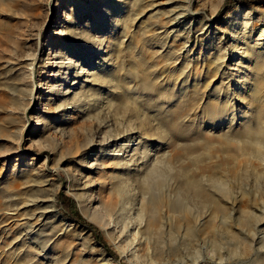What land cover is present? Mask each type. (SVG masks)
Wrapping results in <instances>:
<instances>
[{"label":"rangeland","instance_id":"rangeland-1","mask_svg":"<svg viewBox=\"0 0 264 264\" xmlns=\"http://www.w3.org/2000/svg\"><path fill=\"white\" fill-rule=\"evenodd\" d=\"M184 1L0 0V264H105L107 256L115 264H136L119 257L96 221L100 212L91 214L98 210L93 207L96 200L107 203L114 215L128 213L129 208V216L136 217L140 207L145 209L141 224L154 217L156 231L142 233L140 253L145 262L138 264H181L195 253L197 264H220L218 257L226 264H264V148L242 156L237 144L248 135V126L259 122L262 108L256 105L253 90L234 95L237 70L227 66L230 87L227 79L220 80L221 69L240 57L231 54L232 37H246L237 48L253 49L252 40L262 26L252 30V37L242 34L239 10L264 21V0H187L190 11L181 12ZM114 4L111 22L115 21L110 23ZM76 5L88 13L69 17ZM65 27L76 36L65 39ZM109 31L113 38L107 44L103 35ZM259 40L263 42L264 36ZM76 41L79 49L70 48L69 55L93 50L100 54L83 61L80 75L73 61L49 76L60 66L57 61L71 57H63V44ZM225 52L229 54L223 59ZM216 63L220 73L212 77ZM10 64L14 72L7 69ZM15 79L21 81L17 101L5 88ZM208 81L211 84L204 89ZM227 95L237 99L232 122L228 115H214L215 107L230 102ZM65 96L74 102L66 104ZM43 115L47 118L42 121ZM133 122H141V128L124 134L132 139L139 131L149 141L125 144L133 156L123 169L112 161L101 137ZM89 129L97 134L93 132V137ZM39 130L57 141L56 147L49 139H36L34 132ZM101 141L104 147L98 149ZM143 145L150 151L141 159ZM77 146L86 149L84 156ZM92 157L98 165L85 169L84 160ZM79 168L96 180L91 183L95 201L86 208L90 217L74 195L81 189L76 182ZM150 173L157 181L155 177L142 181ZM60 191L72 198L114 256L93 236L91 227L60 210Z\"/></svg>","mask_w":264,"mask_h":264},{"label":"bare ground","instance_id":"bare-ground-1","mask_svg":"<svg viewBox=\"0 0 264 264\" xmlns=\"http://www.w3.org/2000/svg\"><path fill=\"white\" fill-rule=\"evenodd\" d=\"M84 3H85V1H84ZM182 5H183V8H182L183 11H181V12L190 11L189 2H187V0H186V2L184 1V4H182ZM116 7H117V4H114L112 6L113 11H112V13L110 12L111 13L110 18H109V20H110L109 22L110 23H113V21H115V20H113L111 22V20H112V17L111 16L115 13V8ZM87 13H88V10L86 11L84 9V7L82 8L79 5H76V6H74L72 8V10L68 13V15H69V17H72L74 15H79V16H82L83 15L84 16ZM238 15H241L242 16V19H243L242 20L243 21V33L242 34H246L247 37H249V36L252 37V30L255 29L256 27H258V25L259 26L262 25L258 29V31H259V34L257 33L258 36H256V39H253L252 40V41H254L253 49L252 48L250 49L249 45H247V46L245 45V48L244 49L237 48L238 45L243 44L241 42V40L242 41H246V37L240 38V40L238 38L232 37V39H231V45H230L231 46V49H232L231 54L233 56H235V55H237V54L240 53V57H237L238 59L237 58L235 59L233 57L234 58L233 59V64H231V63L226 64V65L224 64L225 67H224V69H221V71H222L221 73H220V70H219L220 67H221V65H219V64L216 63L217 65L215 64V66H216L214 68L215 70L212 72V74L210 76L214 77V76H216L217 74L220 73V76H221V79L220 80L221 81H224V79H227V83H228L227 86L230 87V85H231V84H229L230 81H229L228 77H226V69H227V66L231 67V69L237 70V72L234 73V77L236 78V80L233 81L234 91L236 92V93L234 92V95L236 97L237 96L239 97V96L242 95V92L246 91V89L253 90L252 91V97H256V99H255L256 100V105L257 106H260L262 108L261 110L258 111L259 112L258 113L259 114V117L258 118L260 119L259 122L258 123L255 122L256 124L253 125V126H248V128H247V129H249V132L247 131L248 132L247 133L248 135H245L246 137L244 136L245 138L242 139V140H238V139H241V138H239L237 136H234L235 140H238V143L237 144H238L239 148H238L237 144H236V147L239 149V153L242 156H244V155H251L253 153H255V154L261 153L263 151V148H264V41L263 42H258L259 38H261V37L264 36V21L261 20L260 17H254L253 14L250 11L244 12V11H242V9L239 10ZM175 18H176V16H175ZM107 24L108 23H106V24L105 23H102L101 26L104 27V26H107ZM112 29H114V27H112ZM244 31H246V32H244ZM62 33H63L65 39H68L69 37L76 36V33L72 29L71 30L70 29L68 30V29H66V27L63 28ZM89 36H90V34H89ZM103 36H105L106 42H107V44H109L112 41L113 32L112 31H109V32H107L106 35H103ZM94 38H95V35H93L92 39L94 40ZM77 41H78V39H77ZM77 41L75 42L74 45H73V43H70L69 44V43H66V42L63 44L62 48L65 50V52L63 54V57H67V56H71V57L69 58L68 61L62 60L63 58L61 57L62 59L59 60V61H57V64L59 63L60 66H58L57 70H53L52 73H51V75H49V76H54V74H56L55 71L63 70V66L64 65L70 64L73 61H77L76 64L79 66V68H78L79 70H78V72H76L77 71L76 70L77 67L74 70H75V73H77L78 75H80L82 73V71H83L82 70V67H84L83 61L84 60H87V61L95 60V57L100 54L99 51L93 50L91 52L81 53L78 56H75L74 52L71 53V55H69L68 54V51H69L70 48H73L74 51H77L79 49V46L76 45ZM253 52H255L256 55H254V56L250 55ZM223 54L224 53H222V55ZM227 54H229V53H227ZM227 54L225 52V55H223V59L226 57ZM89 55L91 57L88 58ZM73 57H74V59H73ZM223 59H222V63H223ZM89 64H91V63L89 62ZM74 67H75V64H74ZM7 69L9 71L12 70V72H14V65L13 64H10L9 66H7ZM66 69L67 68H65V70ZM199 72H201V71H199ZM245 72H251V73L244 76L243 74ZM14 75H15V77H18V75H16V74H14ZM250 80H251V82H250ZM77 81L78 80L76 79L74 81V83H77ZM20 84H21L20 79H15V82L14 83H12L9 86H5V88H7L10 91L9 97L13 101H17L16 98H15V96H16V93H18V91H21ZM210 84H211V81H208L204 85V89L206 87H208ZM54 85H55V90L59 89L57 83H54ZM247 85H250V86L249 87H246ZM253 85H255V88L254 89H252V87H251ZM49 89H53V88H51L49 86ZM79 92L80 91H77V94L76 95H78V94L81 93V92L80 93ZM201 93H203V92H201ZM81 95H82V93H81ZM234 95H232V96H234ZM232 96L231 95H227V98L230 101L229 103H226V104H224V105H222L221 107H218V108L215 107L214 115H216L217 113H222V114H225V115L230 116V122H232L234 120L233 119L234 116H235V111L234 110H235V103H236V100L237 99H235V100L232 99L231 98ZM235 96L233 98H235ZM89 97H91V98L94 97V94L91 93V91H90ZM218 98H219V96L217 97L216 100H218ZM74 99H75V97H74ZM71 100H72V96L71 97L70 96H65L63 101L66 104L69 105L73 101V100L72 101ZM58 106H60V105H58ZM72 106H74V105H72ZM257 110H258V108H257ZM92 114H93V112H92ZM95 114H97V113H95ZM100 115L101 114H99V117H100ZM46 118H47V115H45V116L43 115V116L39 117V119H42V121L45 120ZM36 121H38V119ZM140 123H136V122L135 123L134 122L133 123H128L126 125V127H122V129L124 128L123 130H121V128H120V130H118V129H112L111 128L108 131H106V133L103 134V136L101 137L102 138V141L104 140V142H106V146H107L108 151L112 152L110 154V157L112 158V161L114 160L115 163H117L119 165H122V168H123L124 165H126V164H128L130 162V160L132 159V156H133L132 153H131V155L128 154V152L131 151L132 149H130L125 144L128 143V142H131V141L133 142L134 139H137L138 143H140V141L141 140H144V139L146 141H149L147 139V135H145L144 137L141 138L139 131L137 132V136L135 138H132V139L129 138L128 136H126L124 134L126 131L131 130V132H132L134 129L141 128ZM114 124H115V122H114ZM108 126H110V125L108 124ZM90 129H89V132L91 133V135L93 134V132L96 133L95 130L97 128L94 131H91ZM43 132H44V130H39L37 132H34L35 134L37 133L36 139H39V141L42 140L43 142H45L44 139H49L51 141V145L50 146L55 145V147H56V144L57 143H54V142H57V141H54V139H52V138H50L48 136L47 137L46 136H43V134H44ZM62 133H64V131H62L61 134ZM88 134L89 133H87V135ZM88 138H89V136H88ZM110 138H113V140H112L111 143L110 142H107V140H109ZM86 139H87V137H86ZM102 141H101V143L99 142V144L97 145L98 146V149H102V147H104L103 146V143L104 142H102ZM224 143L225 142H223V143L220 142V144H222V145H224ZM78 146H80V145H78ZM78 146H77V148H79ZM120 146H121V148H120ZM116 147H117V150L118 151H115V150L113 151V149H115ZM118 147H119V149H118ZM85 148L86 147H84V149ZM136 148H137V146L134 147L133 150H136ZM141 148H142V151H141V155L142 156L140 158L142 159V157L149 156V153L148 152L150 151V148L146 147L145 145H143ZM79 149L81 150L82 147H80ZM75 150H76V148H75ZM82 150L80 151V155H83L84 156V154L87 151H85L86 149L83 150V151ZM236 151H238V150H236ZM86 157H88V156H86ZM76 159H78V157ZM76 159L74 158V161ZM84 162H85V166H84L85 169H86V167L90 168L92 165L94 166V164H95V166L98 165L97 164L98 163V159L96 157L88 158V159L84 160ZM79 169H80V171H79ZM79 169H78L79 175H78V178H76V182H78L77 183L78 186H80L79 184H81V189L78 190V191H75L74 192V195L78 199V202L81 203L80 204V207L82 205V211H83V213L87 217H90L91 214H93V213L96 214L97 211L100 212V216H97L96 221L105 229L107 235L113 241V245H114V247H115L116 251L118 252V255H119V257L121 259L127 260V261H129L131 263H136V264H138L139 262H145V260H144L145 255H143V254L140 253V245L142 243L141 242V240H142V233L144 234V231H148V232L149 231H156L155 230L156 227H155L154 217H153V219H151V221H147L146 223L141 224V222L143 221V217H144L143 216V212H145L144 211L145 209L142 210L141 207L140 208L138 207L139 210L137 209L138 210L137 211V214H136L137 216L136 217H133V216H129V215H131L130 212H129L131 210H129V208H127L128 209V213H126L125 210H124V212H123V210H121L123 213L122 212H118L117 215H114L111 212V207L107 203H105V202H103L101 200H96L95 205L93 206L92 203L95 201L94 198H93V196H92V193L94 192V187L91 186V183L93 184V182H95L96 180H95V178L93 179V178L89 177V174L88 175L86 174V172H85L86 170L85 169L84 170L81 169V168H79ZM123 169H125V168H123ZM156 173H158V171H156ZM43 177H46V176H43ZM154 177L155 176H153L152 173H150V174H146V176H144V177H141V179H142V181L148 183V181H150L151 178H154ZM81 178H82V180H80ZM41 179H44V178H42V176H41ZM45 179H47V178H45ZM153 180L154 181H157L156 177ZM193 181H190V182L193 183ZM193 185H194V183H193ZM193 191H196L195 188H194ZM163 199H161V200H163ZM158 201L159 200L157 199V202ZM127 203H129V201ZM91 205L93 207H95L96 209H98V210H94V212H92L91 214H89V213H87L86 208H88ZM153 206H155V205L153 204ZM122 208H123V206H122ZM154 209L155 208H151V210L156 211ZM148 213L150 214V212H148ZM66 223L67 224H70V225L73 224V222L71 220H69V219H66ZM149 240H150V238L147 237V241H148L147 244H146V248H147V250H146L147 251L146 252V256H147V258H150V249H151V243H150ZM210 252H211L212 256H214V257L217 258V255L214 254V252L212 253V250ZM198 256H199V253H195L193 255V257H191L192 259L190 258V261H185V259H184V260L181 261V264H197L198 263V258H199ZM217 259H218V261H219L220 264H226V263L223 262V260H222L221 257H218ZM103 261H104L105 264H109V263L110 264H115V262H116L110 256H107V258L105 257L103 259ZM155 263L156 262H152L151 264H155ZM174 264H179V263L178 262H175Z\"/></svg>","mask_w":264,"mask_h":264},{"label":"trees","instance_id":"trees-1","mask_svg":"<svg viewBox=\"0 0 264 264\" xmlns=\"http://www.w3.org/2000/svg\"><path fill=\"white\" fill-rule=\"evenodd\" d=\"M58 200L60 202V210L67 215L68 217H70L72 220H76L88 227H91L92 231H93V236L99 240V242L107 249V251L109 252V254H111L112 256L115 255V253L109 249L108 247H106L104 241L101 238V234L99 233V231L95 230L96 227L91 223L88 222L87 220H85L80 213L77 211L75 204L72 200V198L69 195H66L65 193H62L61 191L58 192L57 194Z\"/></svg>","mask_w":264,"mask_h":264}]
</instances>
